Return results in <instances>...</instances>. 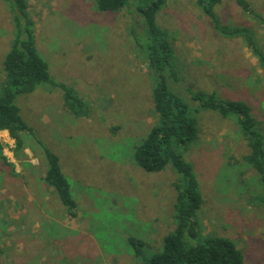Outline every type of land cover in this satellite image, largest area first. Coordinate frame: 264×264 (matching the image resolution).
I'll return each mask as SVG.
<instances>
[{
  "label": "rangeland",
  "instance_id": "1",
  "mask_svg": "<svg viewBox=\"0 0 264 264\" xmlns=\"http://www.w3.org/2000/svg\"><path fill=\"white\" fill-rule=\"evenodd\" d=\"M246 1L248 11L221 0L214 12L224 25L247 27L264 55V0ZM26 4L38 54L86 113L75 117L63 106L62 90L46 83L17 95L30 132L20 133L25 156L17 159L14 141L0 131L7 161L0 156V264H145L174 229L176 184L182 189L185 180L170 163L153 172L134 158L135 146L158 121L143 19L136 24L125 8L99 10L94 0ZM10 8V0H0V87L14 34ZM156 23L171 44L165 82L186 102L197 128L195 141L179 149L202 197L198 234L186 239L225 237L245 264H264V189L245 160L249 147L237 115L222 117L193 97L215 93L243 102L264 141V64L243 37L214 29L195 0H166ZM40 143L58 157L75 216L43 181ZM128 236L145 242L139 254Z\"/></svg>",
  "mask_w": 264,
  "mask_h": 264
},
{
  "label": "trees",
  "instance_id": "2",
  "mask_svg": "<svg viewBox=\"0 0 264 264\" xmlns=\"http://www.w3.org/2000/svg\"><path fill=\"white\" fill-rule=\"evenodd\" d=\"M8 1V0H7ZM10 13L14 25V34L6 52L2 69L4 79L0 87V130H6L14 141V156H25L21 132H30L20 115L15 103L19 94L33 92L42 83L59 87L63 92V106L75 117L86 113L84 105L74 90L62 82L56 81L49 72L47 62L38 54L32 21L27 14L26 0H10ZM166 0H94L96 8L102 11H119L126 9L136 24L141 19L146 27L148 40L146 56L149 68L156 77L152 88V104L158 121L150 128L144 139L135 146L134 158L147 171H160L171 164L180 173L185 184L181 189L176 184L177 195L173 204L174 229L163 236L162 249L154 253L145 264H245L241 252L235 244L221 236L208 237L196 244H190L186 236L195 238L198 234L196 214L202 197L197 190L192 174V166L187 162L180 148L195 141L197 128L188 105L183 98L173 92L165 82L163 70L169 64L171 44L165 32L156 23V14ZM203 13L211 20L214 29L226 37H243L258 61L264 64V55L255 46L252 33L247 27L222 24L214 12V7L221 0H195ZM243 11L249 10L246 0H235ZM193 97L200 105L216 111L226 117L230 113L237 115V126L247 141L249 152L245 160L251 164L260 177L264 189V141L262 134L256 130L250 108L238 100H225L212 93L208 97L196 93ZM41 144V143H40ZM46 160L43 181L56 192L61 203L66 206L68 214L75 216L76 202L73 200L67 178L63 175L58 157L41 144ZM0 144V156L4 159ZM12 167V163H7ZM14 170V169H13ZM17 175L15 171H12ZM128 243L140 253L145 245L141 239L127 237Z\"/></svg>",
  "mask_w": 264,
  "mask_h": 264
},
{
  "label": "crops",
  "instance_id": "3",
  "mask_svg": "<svg viewBox=\"0 0 264 264\" xmlns=\"http://www.w3.org/2000/svg\"><path fill=\"white\" fill-rule=\"evenodd\" d=\"M1 132H7L6 130H0Z\"/></svg>",
  "mask_w": 264,
  "mask_h": 264
}]
</instances>
